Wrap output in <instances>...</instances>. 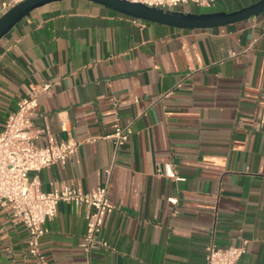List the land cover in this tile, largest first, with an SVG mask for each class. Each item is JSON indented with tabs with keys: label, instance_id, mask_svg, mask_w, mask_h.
I'll return each instance as SVG.
<instances>
[{
	"label": "crops",
	"instance_id": "0c3cea01",
	"mask_svg": "<svg viewBox=\"0 0 264 264\" xmlns=\"http://www.w3.org/2000/svg\"><path fill=\"white\" fill-rule=\"evenodd\" d=\"M261 1L178 12L230 14ZM46 82L52 88L39 97L33 128L82 143L66 164L39 173L42 190H91L113 167L115 210L104 230L112 250L94 252L91 264H206L208 245L242 240L238 264H264V13L181 30L91 1L48 3L0 40V131ZM129 123L134 134L116 151L106 137ZM165 164L181 179L159 176ZM87 211L61 203L46 223L42 249L51 264H86ZM27 241L25 227L0 208V264H36Z\"/></svg>",
	"mask_w": 264,
	"mask_h": 264
},
{
	"label": "built area",
	"instance_id": "2783aa9c",
	"mask_svg": "<svg viewBox=\"0 0 264 264\" xmlns=\"http://www.w3.org/2000/svg\"><path fill=\"white\" fill-rule=\"evenodd\" d=\"M26 0H9L0 16ZM139 3L162 11H178L193 4L204 9L213 8L218 0H124ZM48 82L32 89L29 96L18 102L17 110L9 115L0 131V208L14 225L25 227L28 233L27 247L36 264H51L42 249V241L48 230L46 223L52 220L61 203L87 208V231L81 245L86 264L99 250H112L105 238L104 230L108 217L115 206L109 199L111 166L105 171L106 182L97 188L84 190L79 186L54 184L51 191L41 188L39 173L55 164H66L75 157L82 142L69 138L57 141L49 128L35 130L31 120L33 111L39 106V97L50 92ZM134 134L132 123L115 124L112 134L107 136L116 151L125 147ZM43 136L46 143L38 144ZM159 176L180 180L174 166L165 164L157 170ZM176 203L175 199H170ZM248 240L238 246L220 248L210 244L206 248V264H238L246 253Z\"/></svg>",
	"mask_w": 264,
	"mask_h": 264
},
{
	"label": "water",
	"instance_id": "95a60500",
	"mask_svg": "<svg viewBox=\"0 0 264 264\" xmlns=\"http://www.w3.org/2000/svg\"><path fill=\"white\" fill-rule=\"evenodd\" d=\"M64 0H26L0 17V40L22 18L42 5ZM106 6L119 13L137 20L162 24L181 30H209L238 22L246 21L264 13V0L234 13H182L178 11H162L143 4L124 0H86Z\"/></svg>",
	"mask_w": 264,
	"mask_h": 264
}]
</instances>
